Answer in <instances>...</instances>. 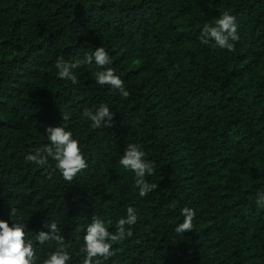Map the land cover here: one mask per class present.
I'll return each mask as SVG.
<instances>
[{"label":"trees","instance_id":"1","mask_svg":"<svg viewBox=\"0 0 264 264\" xmlns=\"http://www.w3.org/2000/svg\"><path fill=\"white\" fill-rule=\"evenodd\" d=\"M228 10L240 25L234 52L200 45L199 31ZM103 45L123 74V100L93 81L95 65L60 80L54 62ZM105 102L111 127L90 130L82 110ZM89 167L70 183L24 156L63 123ZM129 142L155 164L157 188L139 198L118 164ZM264 0H0V218L16 207L33 239L57 222L73 252L93 215L106 226L133 205L134 236L102 264H264ZM177 203V208L171 205ZM194 230L175 237L180 210ZM108 221L112 223L109 224ZM139 240L140 243H136Z\"/></svg>","mask_w":264,"mask_h":264},{"label":"clouds","instance_id":"2","mask_svg":"<svg viewBox=\"0 0 264 264\" xmlns=\"http://www.w3.org/2000/svg\"><path fill=\"white\" fill-rule=\"evenodd\" d=\"M240 39L238 18L228 10L220 13L211 22H204L198 36L200 45L214 44L218 49L228 53L235 51ZM81 64L95 65L96 70L91 76L101 89L106 87L123 100L129 98L130 92L122 78L123 74L113 66L112 55L105 46H96L86 52L82 61L70 62L63 56L57 57L54 62L57 78L70 81L72 85L80 84L74 70ZM61 115L62 124L49 125L45 129L48 143L28 152L24 160L40 168L48 167L51 160L53 170L65 182L70 183L89 167V161L79 138L74 136L68 127L70 113L61 111ZM82 118L88 123L90 130H97L111 127L114 113L110 111L108 103L100 102L98 105L85 107L82 110ZM118 164L132 175V185L139 198H146L156 190L157 183L149 182L148 179L155 175V164L148 158L143 145L129 142L119 156ZM255 204L264 209V191L257 192ZM177 206V203H173L171 208L176 209ZM179 214L182 219L173 229L175 237H183L187 231L194 230L193 220L197 211L184 206ZM138 220L139 214L133 205H128L124 215L116 219L112 225L114 230L106 226V217L93 215L85 227L76 229L78 233H82V236L78 237L82 244L77 252V256L82 257L80 264H102L103 260L113 257L115 255L113 245L132 238L133 228ZM27 221L13 206L7 213V219L0 218V264H75L71 247L66 243L57 222L47 223L48 231H40L33 239L27 234ZM136 243L140 241L137 240Z\"/></svg>","mask_w":264,"mask_h":264}]
</instances>
